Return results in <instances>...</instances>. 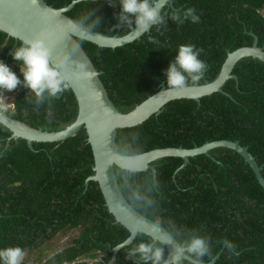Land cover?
<instances>
[{
	"label": "trees",
	"instance_id": "16d2710c",
	"mask_svg": "<svg viewBox=\"0 0 264 264\" xmlns=\"http://www.w3.org/2000/svg\"><path fill=\"white\" fill-rule=\"evenodd\" d=\"M43 1L55 9L72 2ZM172 1L173 8H164V12L192 7L200 16L199 23L177 25L166 18L159 30L154 27L139 41L114 50L78 41L101 73L99 78L110 101L121 112L130 111L158 92L161 84L167 87L163 73L180 45L193 44L201 50L206 69L199 85L216 78L228 53L250 47V34L264 50V0ZM118 11L119 6L110 7L108 0H84L66 16L94 32L122 36L130 31L124 25L116 27ZM96 16L101 19L99 25H94ZM20 44L0 32V49L5 46L0 59L18 76V62L10 53ZM232 74L236 80L225 83L224 94L215 93L199 103L173 101L142 125L118 130V151L133 156L155 149H193L205 143L237 141L262 167L264 179V65L244 59ZM192 84L189 78L187 86ZM13 91L17 92L14 109L6 112L7 116L34 129L56 132L77 115L74 96L68 89L40 105L26 95V89L18 86ZM9 136L0 124V248L20 246L27 253L82 224L89 227L69 247L49 253L46 259L39 256L32 264H107L109 250L124 242L129 233L108 214L97 184L85 186L93 175V159L84 130L61 143L32 144V150L25 141L8 142ZM210 155L215 162L203 155L190 158L177 173L181 159L158 161L153 164L155 179L150 171L116 169L119 189L135 211L159 221L179 244L193 236L206 237L210 251L199 261L208 263L220 253L215 264H264V190L238 154L220 148ZM14 183L18 186L13 193L10 185ZM38 191L42 192L41 201L30 194ZM27 199V203L21 202ZM52 199L57 203L52 205ZM54 220L58 223L51 227ZM68 223L70 228L64 229ZM140 242L152 243L148 237L137 235L131 245L119 251L114 264H138L137 257H127V250ZM229 244L234 247L229 249ZM154 245L163 249L166 260V249L159 243Z\"/></svg>",
	"mask_w": 264,
	"mask_h": 264
},
{
	"label": "water",
	"instance_id": "95a60500",
	"mask_svg": "<svg viewBox=\"0 0 264 264\" xmlns=\"http://www.w3.org/2000/svg\"><path fill=\"white\" fill-rule=\"evenodd\" d=\"M84 0H72L70 5L62 9L48 6L43 0H0V32L8 38L23 42L41 38L51 49L52 58H67L64 71L69 78L68 90L74 96L77 105L75 119L56 132L34 129L29 125L13 120L0 107V124L10 134V141H25L32 150V144H57L73 138L81 129L84 130L86 141L90 146L93 159V175L85 181L97 184L103 197L108 214L114 223L128 231V238L109 250L111 258L107 264H114L118 253L131 245L137 235L148 237L153 244L159 243L167 251V264H215L220 256L218 253L210 262L204 263L184 252L183 245L162 227L159 221L145 218L124 199L115 175V170L129 173H144L150 171L155 179L154 163L166 158H179L184 169L189 159L205 156L211 161L214 158L210 152L215 149H228L238 154L251 169L256 182L264 190L262 167L248 152L247 147L239 142L217 141L205 143L193 149L165 148L155 149L140 155L128 156L120 153L116 145L118 130L132 129L142 125L152 116L161 114L162 109L173 101L192 100L199 103L202 98L223 92L228 80H236L232 71L237 63L244 59L256 60L264 65V50L258 47V39L253 34L250 47H243L228 53L216 78L205 85H199L198 80L183 89H166L161 84L158 92L136 105L128 112L119 111L110 101L98 72L84 52L78 41L93 44L102 49H116L135 41L143 35L129 32L110 37L92 31L90 28L66 16L77 3ZM165 8H173V1ZM164 90V91H163ZM220 164V163H218Z\"/></svg>",
	"mask_w": 264,
	"mask_h": 264
},
{
	"label": "clouds",
	"instance_id": "9594fccd",
	"mask_svg": "<svg viewBox=\"0 0 264 264\" xmlns=\"http://www.w3.org/2000/svg\"><path fill=\"white\" fill-rule=\"evenodd\" d=\"M168 3L169 0H115L114 3L108 0L110 7L119 6L115 17L118 21L116 27L124 25L137 35L149 33L154 27L159 30L165 25L166 18L177 25L185 21L199 23L200 16L194 8L177 9L168 14L163 11ZM100 23L101 19L96 16L94 25ZM10 55L13 61L18 62L19 76L0 62V93L13 91L19 86L27 90L26 95L32 96L36 105H40L45 100L59 98L67 90L69 78L64 71L67 58L53 60L51 49L43 39L23 41ZM200 56L201 50L193 44L178 46L163 73L167 85L164 90L183 89L189 78L199 80L206 69ZM228 247L231 249L234 245L229 244ZM182 250L200 260L209 254V241L204 236H193ZM25 256L26 252L20 246L0 248V264H24ZM127 257H137L138 264H167L163 259V249L152 243H138L127 250ZM133 264H137V261H133Z\"/></svg>",
	"mask_w": 264,
	"mask_h": 264
},
{
	"label": "rangeland",
	"instance_id": "374dc122",
	"mask_svg": "<svg viewBox=\"0 0 264 264\" xmlns=\"http://www.w3.org/2000/svg\"><path fill=\"white\" fill-rule=\"evenodd\" d=\"M0 62H2L1 59ZM16 94V91H10L0 95L1 106L5 108V111L9 109L11 110V100ZM82 230L83 229H75L72 231L60 232L51 240L46 241L38 249L27 252L24 261H26L27 264H32L34 263L33 261L36 260L39 256H41L43 259H46L49 253L62 251L63 249L71 245L72 241L80 235ZM98 259H101V257H99ZM88 262L92 263L91 261Z\"/></svg>",
	"mask_w": 264,
	"mask_h": 264
},
{
	"label": "flooded vegetation",
	"instance_id": "af4514ba",
	"mask_svg": "<svg viewBox=\"0 0 264 264\" xmlns=\"http://www.w3.org/2000/svg\"><path fill=\"white\" fill-rule=\"evenodd\" d=\"M262 14L264 15V11L262 12ZM5 48V46H2V48L0 49V53L2 52V50ZM5 92H8V91H4L3 93H5ZM3 93H0V95L1 94H3ZM15 97V96H14ZM14 99V98H13ZM13 99L11 100V110L9 109V110H6L5 112H8V111H12L13 109H14V106H13ZM0 107L2 108V109H4L5 110V108L4 107H2L1 106V102H0ZM18 186V184H16V183H14V184H12V185H10V187H11V189L13 190V193L15 192L14 191V189L16 188ZM17 192H19V191H17ZM30 194H31V196L34 198V199H36L37 201H41L42 199H41V195H42V192H30ZM29 200L27 199L26 201H24V200H21V202L22 203H27ZM61 201V200H60ZM74 201V200H73ZM50 203L52 204V205H54L55 203H57V201H56V199H52L51 201H50ZM52 209H54V207H52ZM18 210H21V206L19 205L18 206ZM22 211V210H21ZM61 211L59 210V213H60ZM58 223V220H54L53 221V225H51V227L52 226H54V225H56ZM88 225H82V224H80V225H77L76 227H75V229H85V227H87ZM89 227V226H88ZM68 228H70V224L68 223L67 225H65V227H64V229H68Z\"/></svg>",
	"mask_w": 264,
	"mask_h": 264
}]
</instances>
